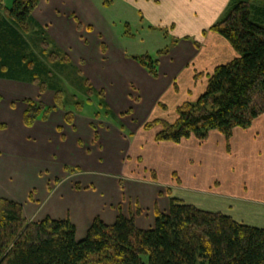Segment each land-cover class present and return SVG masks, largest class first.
<instances>
[{
	"label": "crops",
	"instance_id": "1",
	"mask_svg": "<svg viewBox=\"0 0 264 264\" xmlns=\"http://www.w3.org/2000/svg\"><path fill=\"white\" fill-rule=\"evenodd\" d=\"M233 1L41 0L35 19L104 91L118 126L83 112L69 123L57 107L27 126L25 100L56 106L55 92L0 78V197L21 203L31 221L70 220L78 240L96 218L112 225L120 212L151 229L171 197L264 226L257 223L264 224V114L250 128H235L229 141L216 130L205 141H156L157 130L144 128L156 119L174 121L179 105L205 92L209 74L238 56L210 30ZM111 3L128 31L114 29ZM136 23L176 30L178 41L159 56L158 77L122 43Z\"/></svg>",
	"mask_w": 264,
	"mask_h": 264
},
{
	"label": "trees",
	"instance_id": "2",
	"mask_svg": "<svg viewBox=\"0 0 264 264\" xmlns=\"http://www.w3.org/2000/svg\"><path fill=\"white\" fill-rule=\"evenodd\" d=\"M40 1L0 3V78L55 92L56 106L25 100V124L46 120L56 107L73 123L74 114L94 100L114 118L104 91L94 88L35 19ZM210 30L224 37L238 56L209 74L205 92L179 105L174 121L144 124L146 130H157L156 141H205L212 130L229 141L235 128H250L264 114V0H234ZM170 48L158 50L157 56L131 57L158 77L159 56ZM0 264H264V228L171 197L169 210H157L151 229L140 228L134 216L120 212L112 225L96 218L78 240L70 220L31 221L21 203L0 197Z\"/></svg>",
	"mask_w": 264,
	"mask_h": 264
},
{
	"label": "rangeland",
	"instance_id": "3",
	"mask_svg": "<svg viewBox=\"0 0 264 264\" xmlns=\"http://www.w3.org/2000/svg\"><path fill=\"white\" fill-rule=\"evenodd\" d=\"M13 1L14 0H3V3L6 4V6H11ZM107 10L108 12H112L113 14V15L111 14V18L113 24L115 25L114 29L116 31L121 30L122 32L128 31V27L126 26V23L123 22L122 24V22H119L120 21L119 18L121 17V10L119 5L115 6L111 3L107 7ZM226 13L227 12H225V14ZM175 33L176 30L175 32L174 31L172 32V30L169 29V26L168 27L157 26V25L150 26L149 24L136 23L133 24V30L131 33L132 35L125 34L127 38L123 39L122 43L125 45V47L129 50L130 54L132 55H142L144 53L145 54L149 53L151 56H157L158 50L171 47L174 44V41L176 39ZM68 91L71 92L72 89L68 88ZM80 98L84 100L86 97L81 95ZM79 112H83L92 118H96L95 114L99 113L100 114L98 118L99 120L110 122L118 126L117 125L118 120L116 118H113L111 115H107V113L104 112V110L100 107L97 100H94L92 102L86 101L82 111ZM249 221L250 223L253 224L256 223V220L254 219H249ZM257 223L264 225L262 222L261 223L257 222Z\"/></svg>",
	"mask_w": 264,
	"mask_h": 264
}]
</instances>
